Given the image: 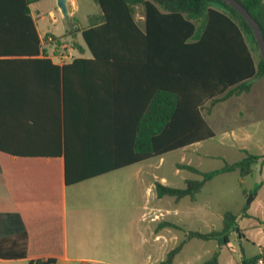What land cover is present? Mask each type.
<instances>
[{
    "label": "trees",
    "instance_id": "obj_1",
    "mask_svg": "<svg viewBox=\"0 0 264 264\" xmlns=\"http://www.w3.org/2000/svg\"><path fill=\"white\" fill-rule=\"evenodd\" d=\"M38 1L42 0H0V96L17 98L2 101L0 113L17 114L20 144L19 149L0 148V159H50L61 172L63 157L67 186L213 139L216 135L205 111L248 93L253 78H264V61L251 27L221 0H94L100 10L88 17V26L79 30L74 23L75 29L69 28L74 49L81 53L87 49L91 57H77L63 65L55 64L44 50L30 11V5ZM237 1L256 20L264 37V0ZM138 7H143V27L135 18ZM79 32L84 46L76 41ZM46 37L47 42L49 37L54 40L48 42V49L55 45L58 50L64 41ZM248 40L258 54V64ZM78 87L84 90L83 96H77ZM78 104L88 105L83 111L124 115L102 120L119 129L127 141L115 165L96 170L73 168L68 131L70 113L80 110ZM245 153L242 160L210 172L178 164V169L201 179L187 181L185 188L156 182L157 196L195 199L220 174L238 171L245 177L255 164L264 167V155ZM248 217L246 210L238 214L225 211L220 231L184 230L185 238L163 264H172L191 239L216 240L219 249L228 246L230 234ZM163 226L183 230L173 223ZM242 237L239 231L238 239ZM63 242L61 218L35 221L13 237L0 238V259L56 264L64 256ZM219 249L203 264H220ZM259 260H264V249L244 256L242 264H258Z\"/></svg>",
    "mask_w": 264,
    "mask_h": 264
},
{
    "label": "crops",
    "instance_id": "obj_2",
    "mask_svg": "<svg viewBox=\"0 0 264 264\" xmlns=\"http://www.w3.org/2000/svg\"><path fill=\"white\" fill-rule=\"evenodd\" d=\"M45 1H52L47 4L49 6L48 12L41 9V5ZM69 7L70 17L73 16L72 19L75 20V15L78 16L80 13V6L77 0H69ZM55 9H58L56 0H42L30 5L31 15L41 39L49 33L55 36L62 34V32L56 33L58 16ZM84 14V19L86 20L90 15L97 13L95 11L93 13L86 11ZM247 42L252 50L254 61L258 64V54L254 50L251 41L248 40ZM81 46H84V42ZM68 55L72 59L91 57L87 49L82 53L77 49H69ZM49 56L58 65L71 62H59L60 54L52 53V49ZM55 58L59 61H56ZM75 69L82 68L77 67ZM251 84V89L248 93L232 96L213 106L210 111H205L207 112L205 119L210 127L212 126L211 124L217 126L225 125L238 131L248 129L256 133H264V78L255 77L251 80ZM76 92L78 93L77 96L84 95V90L79 87L76 88ZM8 100L13 102L17 101V98L10 96L4 99L3 96H0V104L2 101ZM206 105L208 106L209 103ZM221 105H229V107H227V110H223L220 117L216 118L214 111ZM76 107L80 108V110H73L70 113L71 127L68 131V149L72 158L71 164L73 168L96 170L115 165L120 158L119 152L125 150L124 145L127 141L120 137L119 129L105 125L102 120L107 117H123L124 115L104 111L98 113L89 110L83 111L82 107L88 108L87 104H78ZM16 121L17 114L13 113V111L5 114L0 113L1 149H19L20 144L17 139L19 127ZM231 132L234 133V131ZM202 142L180 150L189 152L191 147ZM243 151L248 152L246 150ZM152 159L127 165L71 186H67L65 183V160L63 157L61 158V172L60 168L50 159L37 160L18 157L0 159V226H9L6 229L7 232L4 235H0V238L13 237L24 227L35 221L61 218L64 226V256L58 259L56 264H163L168 253L179 245L177 243L172 248L164 246V243H168L164 241H167L170 236V233L166 234L167 232L164 233V231L175 229L164 227L163 224L167 222L183 228L185 226L183 223L165 221L164 214L172 211L176 214L178 213V207L185 205L188 210L193 212V207L189 208L188 204L183 203L187 199L194 203L197 195L195 199L184 197L177 200L172 197L174 199L172 202L164 204L163 199L165 197H158L155 190L156 182L167 184L166 178L160 175V171H158L162 166V158L159 164L147 165ZM178 164L186 163H176L177 175L182 171L190 172L178 169ZM126 170H129L131 174L128 180L130 184L125 188L126 199L123 205L120 206L115 204L114 199L111 198L109 200V198L104 196L106 188L102 186L101 182ZM191 173L192 178L184 177L185 187L187 181L195 179V174ZM261 173V185L252 199V203H259L258 206L264 200L262 196V191L264 192V167L261 168ZM251 192V190L244 189L245 197ZM101 194L103 195L102 198H100ZM115 211L117 214L122 212L121 215L124 216L125 227L114 226L118 224V217L115 216ZM247 213L250 217L243 218L244 220L252 219L256 216L255 214ZM262 227L264 228V226H248L247 223L239 221V230L234 233L238 237V232H242L243 237L241 240L243 245L245 241L254 236L253 233L257 230L256 234L259 235L260 242L263 241L264 244V229ZM222 228L223 226L220 229ZM175 231L178 232L179 230ZM180 232L183 231L181 230ZM183 234L185 238V233L183 232ZM173 238L175 240L176 236ZM185 245L180 253L176 255L172 264H182L181 262L178 263V257L183 253ZM224 248L226 247L221 249ZM258 248L259 250L256 254L264 249V245L258 246ZM244 256H246V250H244V255L237 257L232 255L224 264H242ZM20 260L25 264L29 262L28 259ZM219 263L223 264L220 255Z\"/></svg>",
    "mask_w": 264,
    "mask_h": 264
},
{
    "label": "rangeland",
    "instance_id": "obj_3",
    "mask_svg": "<svg viewBox=\"0 0 264 264\" xmlns=\"http://www.w3.org/2000/svg\"><path fill=\"white\" fill-rule=\"evenodd\" d=\"M50 2L52 1H45L41 5V9L47 11L49 9L47 4ZM77 2L80 6V13L78 16L75 15V20L72 19L73 16L71 15V21L73 22V28L71 30L75 29L74 23L77 24L79 30H83L88 26V19H84V13L86 11H88V13H93L94 11L99 13L100 10L99 6L93 0H77ZM55 11L58 16V22L56 24L58 28L56 29V33L62 32L61 35L56 37L64 39L63 43H61V47L55 51L57 54H60V61L56 58L55 60L59 62L71 61L72 57H70L68 54L69 49H74L72 43L73 38L69 34L70 29L68 23L61 16V13L58 9H55ZM143 17V7H138L135 18L140 27L144 26ZM46 36L55 35L49 33ZM46 36L43 38V46L47 54H50L51 49H48L46 46L48 44ZM77 42L83 45L80 32L77 36ZM64 55H67V58L61 59V56ZM227 107H229V105H221L217 107L214 111L216 118L220 117L223 110H227ZM211 125L214 132L216 133L215 138L191 147L189 152L177 150L161 157L162 166L158 171H160V175L166 178V185L174 188H184V177H193L192 173L187 171H182L178 175L176 174L177 170L175 165L179 162L193 165L203 172H210L223 168L225 163H235L240 161L246 156V153L243 150H246L254 155H264V133H256L255 131H249L248 129L238 131L235 128L230 129L225 125ZM231 131H234L235 134ZM161 158L159 157L152 159L147 163V165L159 164ZM261 174V168L259 165H254L253 172L245 177H242L238 171L220 174L205 184L203 190L197 194L196 201L194 203H191L188 199L187 201H184L183 204H188L189 208H194L193 212L188 210L186 205L179 206L178 213L174 214L172 211L170 213L164 214V220L175 223H183L185 225V229L183 227L181 228L183 229L182 231L184 233L185 231L190 230H199L203 233H208L212 229L218 231L222 230L220 228L223 226V214L225 211L241 213L246 210L247 212L255 214L256 216L252 219H241L240 221L247 223L248 226H264V200L260 206H258L259 203H252V201L250 204H248L249 200H251L252 194H249L246 197L244 195V189L254 191L260 185L262 181ZM130 177V171L126 170L102 181V186L106 188V193L104 196L109 198V200H111V198L114 199L116 205L122 206L126 199L125 188L130 184L128 183ZM200 177L201 176L199 175H194L195 179H200ZM262 196L264 199L263 191ZM102 197L103 195L101 194L100 198ZM172 200H174L172 197H165L163 199V203L169 204L172 202ZM121 213L122 212L117 214L115 211V216L118 217V224L114 226L125 227V223L123 221L124 216L121 215ZM8 228L9 226H0V235H4L7 232L6 229ZM173 229L179 230L176 228ZM175 230L167 229L164 231V233L167 232L166 234L170 233L167 241H164L168 242L167 244L164 243V246L167 248L175 247V245L180 243L184 238L183 232H180L181 230L178 232ZM256 232L257 230L254 231V236L245 241V243L241 246L239 242L242 240L238 239L236 234L232 232L230 241L231 245L228 244V246H226L224 249H219L218 242L216 240L202 241L200 239H191L185 245L183 253L178 257V263L203 264L205 261L209 260L218 249L220 250V259L223 264L232 255L235 257L243 255V250H246L247 257H252L258 252V246L264 245L263 241L260 242L258 238L259 235H257ZM174 236H176L177 240H174ZM0 264L25 263L21 260L12 262L0 260Z\"/></svg>",
    "mask_w": 264,
    "mask_h": 264
},
{
    "label": "water",
    "instance_id": "obj_4",
    "mask_svg": "<svg viewBox=\"0 0 264 264\" xmlns=\"http://www.w3.org/2000/svg\"><path fill=\"white\" fill-rule=\"evenodd\" d=\"M227 5H229L231 8H233L235 11H237L247 22V24L251 27L252 32L254 34L255 40L257 42L261 57L264 61V37L263 32L260 29L259 24L256 22L255 19L250 15L248 10L240 4L237 0H221ZM57 8L59 9L62 17L64 20L68 23V26L70 29L73 28V22L71 21L70 17V7H69V0H56ZM253 196L251 195V200H249L248 204L252 201ZM238 231L239 229L236 228ZM241 240V239H240ZM240 246L242 245V241L239 242ZM244 255V250L242 251Z\"/></svg>",
    "mask_w": 264,
    "mask_h": 264
},
{
    "label": "built area",
    "instance_id": "obj_5",
    "mask_svg": "<svg viewBox=\"0 0 264 264\" xmlns=\"http://www.w3.org/2000/svg\"><path fill=\"white\" fill-rule=\"evenodd\" d=\"M48 42L53 43L54 42L53 38L49 37L48 38ZM51 49H52V53L55 52L56 46L55 45H52V48ZM61 58L62 59H65V58H67V55L61 56ZM258 264H264V260H259Z\"/></svg>",
    "mask_w": 264,
    "mask_h": 264
}]
</instances>
